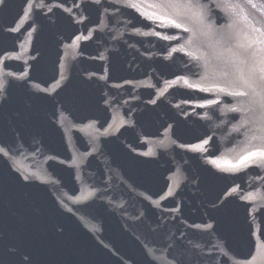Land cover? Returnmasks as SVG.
I'll return each mask as SVG.
<instances>
[{"label":"water","instance_id":"95a60500","mask_svg":"<svg viewBox=\"0 0 264 264\" xmlns=\"http://www.w3.org/2000/svg\"><path fill=\"white\" fill-rule=\"evenodd\" d=\"M260 153L264 0H0V264H264Z\"/></svg>","mask_w":264,"mask_h":264},{"label":"snow or ice","instance_id":"6c2138e0","mask_svg":"<svg viewBox=\"0 0 264 264\" xmlns=\"http://www.w3.org/2000/svg\"><path fill=\"white\" fill-rule=\"evenodd\" d=\"M178 26V25H177ZM260 155H264V153H260Z\"/></svg>","mask_w":264,"mask_h":264}]
</instances>
